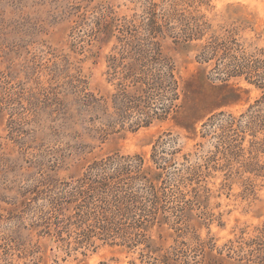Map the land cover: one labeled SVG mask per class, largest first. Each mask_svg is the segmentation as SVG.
<instances>
[{
	"label": "rangeland",
	"instance_id": "374dc122",
	"mask_svg": "<svg viewBox=\"0 0 264 264\" xmlns=\"http://www.w3.org/2000/svg\"><path fill=\"white\" fill-rule=\"evenodd\" d=\"M115 156L168 195L108 237ZM0 264H264V0H0Z\"/></svg>",
	"mask_w": 264,
	"mask_h": 264
},
{
	"label": "trees",
	"instance_id": "16d2710c",
	"mask_svg": "<svg viewBox=\"0 0 264 264\" xmlns=\"http://www.w3.org/2000/svg\"><path fill=\"white\" fill-rule=\"evenodd\" d=\"M139 171V164L133 166L125 157H108L106 160L93 163L87 173L89 180L87 190H79L85 198L83 203L85 202L88 209H81L83 203H79L81 209L79 215L82 211L87 219L96 218L102 221L101 234L108 237L114 236L120 230L126 231L127 226L135 224L133 216L137 214V210H139L138 214L141 212L143 218L138 220V224L149 221L150 217L154 219L160 208V202L168 192L163 186L156 187L151 182L155 178H149L145 172ZM132 172L133 175H127ZM160 191L163 196L159 195ZM129 217L133 219L132 224L125 221ZM133 228H136L135 225ZM141 228L146 229V227Z\"/></svg>",
	"mask_w": 264,
	"mask_h": 264
}]
</instances>
